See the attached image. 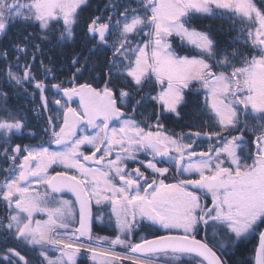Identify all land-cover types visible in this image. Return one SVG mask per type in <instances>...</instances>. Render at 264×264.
Returning <instances> with one entry per match:
<instances>
[{"label":"snow or ice","instance_id":"1","mask_svg":"<svg viewBox=\"0 0 264 264\" xmlns=\"http://www.w3.org/2000/svg\"><path fill=\"white\" fill-rule=\"evenodd\" d=\"M85 255L264 264V0H0V264Z\"/></svg>","mask_w":264,"mask_h":264},{"label":"trees","instance_id":"2","mask_svg":"<svg viewBox=\"0 0 264 264\" xmlns=\"http://www.w3.org/2000/svg\"><path fill=\"white\" fill-rule=\"evenodd\" d=\"M205 23L206 24H208V23H211L214 27L217 25V24H219L220 22L219 21H205ZM227 26L225 25V28H226ZM222 40H227L228 39V37L227 36H221L220 37ZM65 71H66V68H65ZM63 78V77H62ZM36 99L38 100L39 98H38V96L36 97ZM9 104H10V106H12V107H20V106H24V107H31L32 105H31V102H30V98H25L24 96H17V95H15V94H13L12 96H11V98H10V100H9ZM34 125L37 123L35 120H33V121H31ZM184 123V121H181V122H175V121H173V122H170L169 124H168V127L169 128H171V129H173V130H175V131H177V132H179V131H181L182 129H181V127H180V125L181 124H183ZM183 130H185V131H187V129H183ZM18 141H21V143H25V144H27V143H36L37 141L34 139H32V140H24V141H22L21 139H17L15 142L16 143H18ZM253 245H254V242L253 243H250V244H248L247 245V248H246V250H245V253H244V255L246 256V257H248L249 256V250H251L252 248H253ZM82 264H89V260L88 259H85L84 260V262H82Z\"/></svg>","mask_w":264,"mask_h":264},{"label":"flooded vegetation","instance_id":"3","mask_svg":"<svg viewBox=\"0 0 264 264\" xmlns=\"http://www.w3.org/2000/svg\"><path fill=\"white\" fill-rule=\"evenodd\" d=\"M18 143H21V141H18ZM113 229H107L105 226H101V225H97L96 222L94 221V227H93V234L95 236H113L114 234V230L112 231ZM111 232L109 234H106L105 232ZM139 234H146V233H138L137 235ZM82 261L85 260V258H81ZM84 259V260H83Z\"/></svg>","mask_w":264,"mask_h":264},{"label":"rangeland","instance_id":"4","mask_svg":"<svg viewBox=\"0 0 264 264\" xmlns=\"http://www.w3.org/2000/svg\"><path fill=\"white\" fill-rule=\"evenodd\" d=\"M24 140H29V139H23L22 141H24ZM30 140H32V139H30ZM34 140V139H33ZM96 222V224L99 226V225H101V226H105L107 229H111V228H109L108 227V225H107V223H105V224H100L99 222H97V221H95ZM113 231V230H112ZM106 234H109V233H111V232H105ZM114 234V233H113ZM94 235V234H93ZM139 235H141V234H139ZM95 236V235H94ZM81 258H87V256L85 255V256H82V257H80V258H78V262H79V264H82V262H84V261H82V259ZM84 260V259H83ZM89 264H91V261H89Z\"/></svg>","mask_w":264,"mask_h":264}]
</instances>
